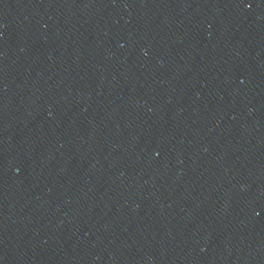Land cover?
<instances>
[{
	"label": "water",
	"instance_id": "95a60500",
	"mask_svg": "<svg viewBox=\"0 0 264 264\" xmlns=\"http://www.w3.org/2000/svg\"><path fill=\"white\" fill-rule=\"evenodd\" d=\"M264 140V0H0V264H133Z\"/></svg>",
	"mask_w": 264,
	"mask_h": 264
}]
</instances>
